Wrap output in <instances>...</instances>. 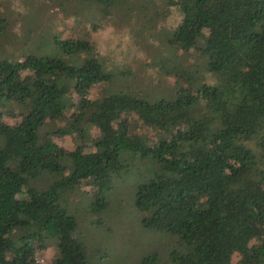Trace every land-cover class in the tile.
<instances>
[{
	"label": "trees",
	"instance_id": "1",
	"mask_svg": "<svg viewBox=\"0 0 264 264\" xmlns=\"http://www.w3.org/2000/svg\"><path fill=\"white\" fill-rule=\"evenodd\" d=\"M89 1L103 14L129 3ZM162 1L183 14L169 42L194 48L217 79L181 68L185 84L171 97L119 90L91 98L87 87L110 77L94 59L0 58V107L14 101L21 116L14 124L0 119V264H37L32 254L47 244L52 264H94L61 192L88 179L90 209L99 211L122 175H140L133 201L143 224L179 237L170 264H234V253L239 264H264V0ZM64 45L72 51L88 43ZM133 113L155 139L129 131ZM50 132L80 142L62 155ZM87 140L93 150L84 149ZM41 174L44 185L33 180ZM136 264L162 262L151 252Z\"/></svg>",
	"mask_w": 264,
	"mask_h": 264
},
{
	"label": "rangeland",
	"instance_id": "2",
	"mask_svg": "<svg viewBox=\"0 0 264 264\" xmlns=\"http://www.w3.org/2000/svg\"><path fill=\"white\" fill-rule=\"evenodd\" d=\"M128 2L103 14L89 0H0V58L17 61L29 54L54 55L72 65L94 59L110 77L87 87L91 98L119 90L150 100L168 98L178 85L185 84L177 76L181 68L200 69L210 82L217 79V74L203 68L205 59L194 48L183 50L169 42L183 15L177 6L162 0ZM68 40L85 41L88 46L68 51L64 45ZM18 109L16 102L5 100L0 119L17 123L21 118ZM65 120H48L46 127L62 125ZM129 131L152 140L156 136L135 113L129 119ZM90 133L96 137L98 129L93 126ZM49 138L62 155L80 142L74 134L50 132ZM84 149H94L90 140ZM138 177L119 176L108 194V204L99 211L90 209V196L95 191L90 180L83 179L76 188L61 192L60 202L75 215V234L92 263L136 264L146 254L156 252L162 264H170L168 254L179 245V237L143 224L144 211L133 201ZM33 180L44 185V174ZM54 255L53 245L47 244L38 246L32 259L37 264H52ZM239 259L234 253V264H239Z\"/></svg>",
	"mask_w": 264,
	"mask_h": 264
}]
</instances>
